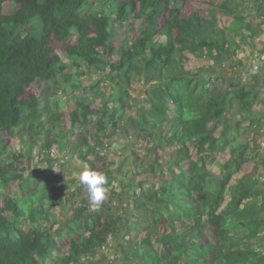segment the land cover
<instances>
[{
	"label": "trees",
	"instance_id": "1",
	"mask_svg": "<svg viewBox=\"0 0 264 264\" xmlns=\"http://www.w3.org/2000/svg\"><path fill=\"white\" fill-rule=\"evenodd\" d=\"M202 4L0 0V264H87L110 245L118 229L113 190L95 206L73 180L40 182L23 172L24 160L51 165L55 148L99 172L119 134L144 151L134 162L140 192L125 215L127 239L109 264H264L251 242L264 239L258 145L228 136L243 121L259 129L264 112L254 108L264 106V83L208 71L255 47L264 0ZM113 24L126 30L116 43ZM75 73L100 74L112 93L92 85L94 94L59 111L63 93L87 87ZM41 82L51 87L46 96ZM135 83L146 86L141 100ZM223 148L231 158L217 160ZM257 162L264 166V154Z\"/></svg>",
	"mask_w": 264,
	"mask_h": 264
},
{
	"label": "rangeland",
	"instance_id": "2",
	"mask_svg": "<svg viewBox=\"0 0 264 264\" xmlns=\"http://www.w3.org/2000/svg\"><path fill=\"white\" fill-rule=\"evenodd\" d=\"M198 4H202L207 0H193ZM206 7L205 4H202ZM5 8L8 11L14 9L11 3L5 5ZM129 29V28H128ZM126 30L118 24L111 25L109 32L112 37V42L116 43L120 40L121 36ZM54 48L58 51H64L65 48L63 45L56 44ZM257 58L256 63L258 68L255 70L253 59ZM220 70L232 76L242 77V82L250 83L253 81V75H257L261 88L263 89L264 83V25L262 26V32L255 39V47L251 48L248 46H243L239 48L236 55L232 57L229 63L223 66H216L208 70L213 73L215 71L219 72ZM81 78V83L87 85L86 88L77 89L72 88L67 94L63 93V100L60 104L59 111L66 112L74 108L75 99L81 96H91L94 94L92 92L91 86L97 85L95 93L106 90L105 95L108 98V95L112 93L107 80L100 74H95L90 77L78 76L75 73V79ZM79 84V82L77 81ZM133 95L138 96L141 100L143 94L145 93L146 86L142 83H135ZM51 87L49 84L41 82L39 92L43 95H47ZM264 94V93H263ZM112 105V102H110ZM256 111H263L264 106H255ZM134 112V110H132ZM126 115V114H125ZM260 121L259 129L256 132L250 131V127H247L248 121H243L241 127L234 135H229L232 142L248 141V144L254 143L258 145V152L253 156V159L256 161H261V157L264 154V113L261 114L258 118ZM221 129L218 128V133ZM4 139L7 140V144H14L16 149L23 150V146L16 143L17 138L15 136H8L6 134L2 135ZM246 137H249L246 139ZM253 138V139H252ZM135 140H132L126 135L119 134L117 135V141L115 144H112L111 148L107 151L108 156L107 165L102 168L99 172L104 173L107 179L108 186H104L106 189V198L108 199L109 194L113 190L115 192V215L118 222V229L115 235L110 239V245L102 250L96 258L92 261L86 262L87 264H109L110 261H117L120 258V251L122 250L123 244H125L126 236V221L125 215L132 205L133 198L140 192V178L137 168L135 167L134 162L139 160L143 154V149H136L134 147ZM158 151V150H157ZM160 153V152H159ZM50 161L51 165L48 162L37 161L26 162L24 160L26 170L24 174H33V176L42 182L45 178L47 179H64V180H73L74 186H81V192L87 197L86 187L79 182V171L80 167L89 168V165L82 164L80 161L74 159L69 151H59L57 148L51 150L50 152ZM215 158L220 161L224 159H230L231 155L229 151L225 148L219 150L215 153ZM255 161V172L258 174L261 183L264 184V166L261 163H256ZM32 163H35L36 166H33ZM252 163V161H251ZM50 167L51 170L47 172V176L44 175L45 168ZM90 169V168H89ZM211 179H216L220 172L217 165H211L210 167ZM42 186V185H41ZM42 190V189H41ZM45 191V189H43ZM15 195V194H14ZM17 196H21L20 193H17ZM2 196H0V202ZM263 232V230H262ZM264 233V232H263ZM252 242L253 247L264 251V239H255Z\"/></svg>",
	"mask_w": 264,
	"mask_h": 264
},
{
	"label": "clouds",
	"instance_id": "3",
	"mask_svg": "<svg viewBox=\"0 0 264 264\" xmlns=\"http://www.w3.org/2000/svg\"><path fill=\"white\" fill-rule=\"evenodd\" d=\"M79 182L87 190V197L90 204L99 206L106 198L105 185L107 179L104 173L80 167Z\"/></svg>",
	"mask_w": 264,
	"mask_h": 264
},
{
	"label": "built area",
	"instance_id": "4",
	"mask_svg": "<svg viewBox=\"0 0 264 264\" xmlns=\"http://www.w3.org/2000/svg\"><path fill=\"white\" fill-rule=\"evenodd\" d=\"M256 61H257V58L253 59V63H255V64H254V68H255V70L258 68V64L256 63ZM103 249H105V247H102V250H103Z\"/></svg>",
	"mask_w": 264,
	"mask_h": 264
}]
</instances>
